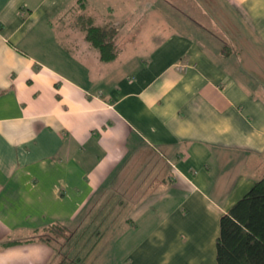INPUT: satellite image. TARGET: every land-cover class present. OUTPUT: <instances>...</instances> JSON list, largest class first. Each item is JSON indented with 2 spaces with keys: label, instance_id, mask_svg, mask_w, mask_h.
<instances>
[{
  "label": "crops",
  "instance_id": "0c3cea01",
  "mask_svg": "<svg viewBox=\"0 0 264 264\" xmlns=\"http://www.w3.org/2000/svg\"><path fill=\"white\" fill-rule=\"evenodd\" d=\"M145 1L0 0V264H47L33 230L90 216L136 240L82 259L216 264L264 174V0ZM78 14L117 28L113 59Z\"/></svg>",
  "mask_w": 264,
  "mask_h": 264
},
{
  "label": "trees",
  "instance_id": "16d2710c",
  "mask_svg": "<svg viewBox=\"0 0 264 264\" xmlns=\"http://www.w3.org/2000/svg\"><path fill=\"white\" fill-rule=\"evenodd\" d=\"M84 32L87 41L99 52L104 61L116 56V33L114 26H100L90 16L78 14L74 20ZM69 232L64 236L61 249L71 239L68 225L54 222L34 229L26 239L48 244L59 257L55 264H79L75 259L56 250L51 235ZM19 240H5L4 245ZM53 255V254H52ZM79 256L77 260H82ZM216 264H264V174L219 217V231L215 239Z\"/></svg>",
  "mask_w": 264,
  "mask_h": 264
},
{
  "label": "rangeland",
  "instance_id": "374dc122",
  "mask_svg": "<svg viewBox=\"0 0 264 264\" xmlns=\"http://www.w3.org/2000/svg\"><path fill=\"white\" fill-rule=\"evenodd\" d=\"M122 1H126V0H106V2L110 4L114 10L118 9L117 8L119 7L118 3H121ZM129 1H130L129 3H132L131 0ZM148 2H149L148 0L145 1L146 4L144 6V9L146 7H149ZM143 3L144 1L142 2L141 7ZM111 220H112V216H107L106 218H104V223H101V224L99 223V225H96V223L93 222V219L91 216L89 218H85V221L83 222L84 231L82 230L81 232L82 234L81 233L79 234L80 238H76L74 234V227L68 226V229L71 231V239L66 245L63 246L62 249L60 245L63 244L64 236L67 235L69 232L67 231V232H63L62 234L60 233L59 236L51 235V237L53 236V239L55 240L54 245L57 247L56 250L60 249V251L63 252V254H66L70 258L75 259L79 264H97L99 262L97 261L98 257H96V255L92 256L91 254L89 257H85V259L83 258L82 260H77V258L79 256H84V254L88 252L89 250L90 252L94 253V248L98 245L97 244L98 242L106 246L109 243L111 244L113 238L115 239L116 237H120V240L118 241V243L115 242V244L113 245V248L120 249L121 252H124L127 249V247L130 244H132L131 242H134L136 240V234L129 233L127 236H125V231L130 228L129 224L125 223L121 227H119V224H115V222L112 223ZM111 224L114 227L112 226L110 228H113V229L107 230L106 228ZM101 233H105L104 236L102 238L97 239ZM113 234H116V235H114L112 238ZM79 246H81L80 249H78ZM109 250H110V247L103 248L102 250L104 252L103 255H108ZM52 254L53 255L50 256V259L47 264H55L58 261L59 257L56 255V253H54L53 251ZM103 258L105 257L103 256Z\"/></svg>",
  "mask_w": 264,
  "mask_h": 264
}]
</instances>
